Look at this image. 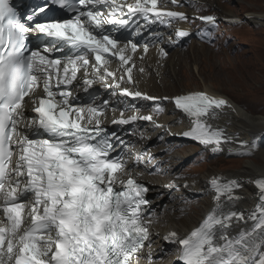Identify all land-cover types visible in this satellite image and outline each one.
Masks as SVG:
<instances>
[{
  "label": "snow or ice",
  "instance_id": "6c2138e0",
  "mask_svg": "<svg viewBox=\"0 0 264 264\" xmlns=\"http://www.w3.org/2000/svg\"><path fill=\"white\" fill-rule=\"evenodd\" d=\"M55 2L74 15L62 21L28 23L16 17L11 0H0V264H134L149 240L151 220L144 214V206L150 203L145 198L148 189L126 173L119 154L112 155V140L119 138L102 134L104 107L72 105L70 86L81 68L85 91L94 83L88 78L89 68L102 82L106 77L115 79L106 67L101 71L109 63L105 54L118 57L121 64L131 60L128 52L134 53L137 45L119 46L106 34V25L135 23L140 30V19L155 23L164 22V17L188 18L158 11L157 0ZM44 11L43 6L36 10ZM34 16L35 12L27 21ZM200 19L215 23L212 16ZM31 31L46 38L43 53L58 51L64 58L29 50ZM187 35L177 32L178 37ZM125 71L127 82L132 83L131 69ZM107 86L120 87L119 83ZM121 94L154 99L129 89ZM172 102L193 121L186 136L216 145L214 150L229 142L208 123L214 110L227 106L225 100L200 93L175 97ZM29 108L34 115H25ZM137 119L152 120V116L133 115L114 123ZM255 147L241 142V148L249 151ZM211 183L218 204H223L222 197L238 199L237 182L213 179ZM253 183L261 203L248 217L253 221L250 229L233 235L230 230L234 222L244 221V213L214 209L187 237L179 238L175 232L166 237L180 245L181 264H264V178Z\"/></svg>",
  "mask_w": 264,
  "mask_h": 264
},
{
  "label": "bare ground",
  "instance_id": "6f19581e",
  "mask_svg": "<svg viewBox=\"0 0 264 264\" xmlns=\"http://www.w3.org/2000/svg\"><path fill=\"white\" fill-rule=\"evenodd\" d=\"M221 1L213 0L211 2L219 7L216 15L220 19L223 17L233 19L234 16L231 14L229 16L230 11H227ZM191 9V7H186L184 12L191 15L193 14ZM242 19L246 24H251L254 27L256 25L260 28L264 27V13L259 8L256 11L253 8ZM161 44V47H168L165 43ZM172 62L173 55L166 60L160 59L154 54H149L141 60L135 59L134 63L137 68L144 69L142 74H137V85L140 86L141 90L157 98L169 97L173 99L188 93L176 91L175 84L172 81V79L176 81L173 74L177 78L176 84L180 80L176 76L177 73L172 69ZM233 65L232 67H234ZM159 80L164 85L163 87L158 85ZM169 85L170 88H173L171 95L166 94ZM170 88L169 90H171ZM207 94L213 97L216 95L212 91H207ZM219 98L225 100L227 106L217 109L214 118L208 119V123L212 129L221 131L223 136L230 138V140L225 142V145L220 146L219 150H214L215 147L208 154L214 156L225 154L234 157L243 155L245 157V167L236 173L213 176L209 172L200 176V178L191 175L186 176L185 172L180 173L183 165L182 160L194 154V151H188L189 149L176 151L170 146V133L178 134L189 129L193 123L189 122L180 112L174 111L172 107L164 109L165 103L160 105L159 113H154L155 108H151L148 104L143 103L140 104L141 106L136 107V109H143L144 113L150 114L155 121L154 125L145 127L143 135L148 137L147 140L134 141L136 143L134 151H141L145 161L137 171L139 179H147L156 184V187L152 190L153 201L156 206V217L150 223L155 245L146 253L151 260H155L153 264H174L175 259L180 254L179 244L174 242L175 244L172 247L166 248L162 242L163 236L175 232L179 238L185 237L193 229L199 227L214 209L244 213V221L234 222L233 228L230 230L233 235L239 231L250 229L253 225V221L248 217L261 203L259 190L253 182L256 179L264 178V111H258L259 113L249 112L227 96L220 95ZM159 124L163 126L156 128ZM164 131L170 132L166 133ZM241 142H246L249 145L255 144L256 147L249 151L241 148ZM168 146L171 149L166 151ZM150 148L152 150L149 151ZM146 150L149 152L145 154ZM147 160H150L149 164H147ZM155 168L160 171L157 175L153 172ZM213 179L220 183L237 182L240 187L235 190L234 194L238 199L233 202L222 197L223 204H218L216 194H212L208 190L209 187L213 189L211 183ZM185 185L187 187L184 189ZM166 186L169 188L166 189ZM175 188L177 189L175 190ZM189 190H192L195 194H189ZM191 201L198 203L200 208L197 209L193 206ZM201 213H204V215L200 217ZM198 216L199 218H197ZM262 251H264V248H262Z\"/></svg>",
  "mask_w": 264,
  "mask_h": 264
},
{
  "label": "rangeland",
  "instance_id": "374dc122",
  "mask_svg": "<svg viewBox=\"0 0 264 264\" xmlns=\"http://www.w3.org/2000/svg\"><path fill=\"white\" fill-rule=\"evenodd\" d=\"M212 1L202 0V4L192 6L194 7L192 9L193 14H209L218 19L216 12L219 7L213 5ZM221 2L227 11H230L229 16H237L242 19L253 8L255 11L259 8L264 13V0H222ZM190 22L194 24L192 28H197L200 25L197 21L190 20ZM210 28L209 44L202 46V44L197 43L184 51L177 50L172 54V69L177 73L176 76L180 80L176 84L177 78L173 74L176 81L173 79L172 81L176 91L180 93H207V91H212L216 94L214 97L227 96L249 112L264 111V27L260 28L257 25L254 27L245 22L236 25H224L216 21V26ZM160 81L158 85L163 87L164 85ZM169 88L170 85L166 94L171 95L173 88H170L171 90ZM164 107L166 109L171 106L166 104ZM171 147L176 151L184 149L194 151V154L182 160L183 165L180 173L185 172L186 176L191 175L200 178L209 172L213 176L236 173L245 167L243 155L236 157L225 154L214 156L208 154V150H199L191 143L175 144L171 142ZM185 188L186 186H184ZM192 193L189 191V194L192 195ZM192 204L197 209L200 208V205L195 201ZM203 215L204 213H201L199 216Z\"/></svg>",
  "mask_w": 264,
  "mask_h": 264
}]
</instances>
